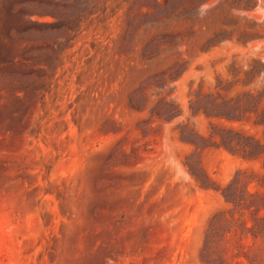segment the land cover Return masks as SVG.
Instances as JSON below:
<instances>
[{
  "label": "rangeland",
  "instance_id": "1",
  "mask_svg": "<svg viewBox=\"0 0 264 264\" xmlns=\"http://www.w3.org/2000/svg\"><path fill=\"white\" fill-rule=\"evenodd\" d=\"M263 44L264 0H0V264H264Z\"/></svg>",
  "mask_w": 264,
  "mask_h": 264
},
{
  "label": "bare ground",
  "instance_id": "2",
  "mask_svg": "<svg viewBox=\"0 0 264 264\" xmlns=\"http://www.w3.org/2000/svg\"><path fill=\"white\" fill-rule=\"evenodd\" d=\"M258 8H259V7H258ZM261 8H262V7H261ZM255 11H258V9L255 10ZM259 11H261V10L259 9ZM248 14H249V13H248ZM255 16H256V15H255ZM260 16H261V15H260ZM258 17H259V16H258ZM258 17H257V18H258ZM260 18H261V17H260ZM263 45H264V44H263ZM259 46H260V45H259ZM261 46H262V45H261ZM255 48H256V47H255ZM255 48H254V49H255ZM254 51H255V50H254ZM254 51H253V52H254ZM251 55H252V54H251ZM261 55H262V54H261Z\"/></svg>",
  "mask_w": 264,
  "mask_h": 264
}]
</instances>
